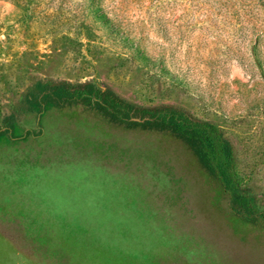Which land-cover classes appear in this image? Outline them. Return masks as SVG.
Wrapping results in <instances>:
<instances>
[{"label":"rangeland","instance_id":"rangeland-1","mask_svg":"<svg viewBox=\"0 0 264 264\" xmlns=\"http://www.w3.org/2000/svg\"><path fill=\"white\" fill-rule=\"evenodd\" d=\"M0 264H264V0H0Z\"/></svg>","mask_w":264,"mask_h":264}]
</instances>
